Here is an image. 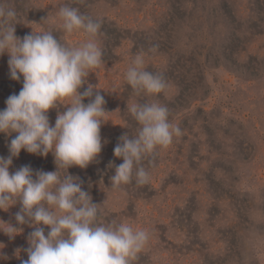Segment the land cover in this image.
I'll return each instance as SVG.
<instances>
[{
  "label": "rangeland",
  "instance_id": "1",
  "mask_svg": "<svg viewBox=\"0 0 264 264\" xmlns=\"http://www.w3.org/2000/svg\"><path fill=\"white\" fill-rule=\"evenodd\" d=\"M0 2L17 10L21 38L51 30L72 46L87 40L83 30L65 33L58 16L62 6L102 20L96 39L103 63L88 82L99 85L110 112L101 127L107 143L97 162L68 171L101 203L105 222L149 230L150 240L133 264H264V0ZM138 53L147 70L165 76V93L138 95L127 83L125 73ZM8 60L7 53L0 56V110L23 86V77L10 78ZM144 102L166 106L182 135L157 149L154 166L145 161L148 184L113 188L115 168L109 165L123 163L114 148L138 127L127 104ZM49 118L54 126L57 109ZM10 139L0 133V156L10 155ZM22 166L56 171L51 153L45 158L21 151L10 172ZM19 210V203L0 210V226L23 227L15 239L0 231V251L8 257L0 264L27 259L26 252L20 258L16 252L29 246L34 229L17 224Z\"/></svg>",
  "mask_w": 264,
  "mask_h": 264
},
{
  "label": "clouds",
  "instance_id": "2",
  "mask_svg": "<svg viewBox=\"0 0 264 264\" xmlns=\"http://www.w3.org/2000/svg\"><path fill=\"white\" fill-rule=\"evenodd\" d=\"M58 16L66 34L83 30L88 39L72 46L51 30L18 37L17 10L0 2V56L8 54L12 80L23 77L22 89L10 95L0 110V133L11 138L10 155L0 156V210L19 203L17 224L34 229L27 237L29 246L16 252L18 258L21 251L27 254L21 264H133L150 240L149 230L116 219L105 222L101 203L94 202L83 180L68 171L97 162L107 143L101 127L110 112L99 85L88 82L92 70L103 63L96 39L102 20L69 6H62ZM125 79L138 95L165 93L169 87L162 73L145 68L142 53L135 55ZM52 109H57L54 126L49 118ZM127 111L138 127L134 134L122 135L114 148L123 163L109 165L115 168L110 177L113 188L133 181L137 186L148 184L151 176L145 161L154 166L157 149L168 148L174 137L182 135L180 127L170 122L169 109L157 102L127 104ZM21 151L45 158L51 153L56 171L22 166L10 172ZM5 224L0 231L10 239L23 232V227ZM43 226L50 231L46 233ZM0 259L8 257L0 251Z\"/></svg>",
  "mask_w": 264,
  "mask_h": 264
}]
</instances>
